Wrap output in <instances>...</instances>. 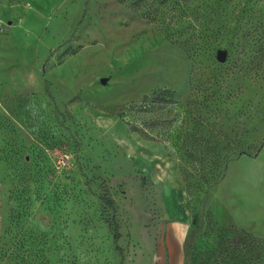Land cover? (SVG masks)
<instances>
[{
  "label": "rangeland",
  "instance_id": "obj_1",
  "mask_svg": "<svg viewBox=\"0 0 264 264\" xmlns=\"http://www.w3.org/2000/svg\"><path fill=\"white\" fill-rule=\"evenodd\" d=\"M0 174V264H264V0H0Z\"/></svg>",
  "mask_w": 264,
  "mask_h": 264
},
{
  "label": "trees",
  "instance_id": "obj_2",
  "mask_svg": "<svg viewBox=\"0 0 264 264\" xmlns=\"http://www.w3.org/2000/svg\"><path fill=\"white\" fill-rule=\"evenodd\" d=\"M100 199L106 205V207L113 209V210L116 208V205H115L113 199L110 197V195L106 189L103 191L102 195L100 196ZM106 222L108 224V227L112 231L113 242L116 243L120 238L118 223L113 217L107 219ZM116 250L119 253H121V249L117 245H116Z\"/></svg>",
  "mask_w": 264,
  "mask_h": 264
},
{
  "label": "crops",
  "instance_id": "obj_3",
  "mask_svg": "<svg viewBox=\"0 0 264 264\" xmlns=\"http://www.w3.org/2000/svg\"><path fill=\"white\" fill-rule=\"evenodd\" d=\"M183 218L187 217V213L182 211ZM1 223H2V201H1V174H0V231H1ZM181 226L184 229V233L187 231V226L181 223Z\"/></svg>",
  "mask_w": 264,
  "mask_h": 264
},
{
  "label": "water",
  "instance_id": "obj_4",
  "mask_svg": "<svg viewBox=\"0 0 264 264\" xmlns=\"http://www.w3.org/2000/svg\"><path fill=\"white\" fill-rule=\"evenodd\" d=\"M218 59H219L220 61H223V54H220L219 57H218Z\"/></svg>",
  "mask_w": 264,
  "mask_h": 264
}]
</instances>
